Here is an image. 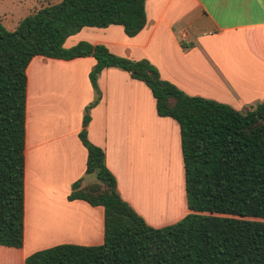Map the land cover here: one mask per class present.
Instances as JSON below:
<instances>
[{
    "label": "crops",
    "instance_id": "crops-1",
    "mask_svg": "<svg viewBox=\"0 0 264 264\" xmlns=\"http://www.w3.org/2000/svg\"><path fill=\"white\" fill-rule=\"evenodd\" d=\"M34 1L29 14L60 0ZM145 15L134 36L118 24L84 26L63 46L85 41L146 59L185 94L236 110L264 102V0H146ZM94 64L93 56L36 55L26 67L23 245L0 244V264H25L28 255L57 244L103 242V207L67 198L85 175L79 132L95 96ZM97 85L101 96L89 110L87 139L103 149L119 194L153 227L178 221L189 212L178 123L157 114L147 85L126 70L104 68Z\"/></svg>",
    "mask_w": 264,
    "mask_h": 264
},
{
    "label": "trees",
    "instance_id": "trees-1",
    "mask_svg": "<svg viewBox=\"0 0 264 264\" xmlns=\"http://www.w3.org/2000/svg\"><path fill=\"white\" fill-rule=\"evenodd\" d=\"M145 1L60 0L34 10L12 31L0 22L1 245H23L27 65L36 55L95 59L89 72L95 96L79 132L87 149L85 175L72 183L67 198L103 207V242L57 244L28 255L25 264H264V102L236 110L185 94L146 59L85 41L63 46L84 26L118 24L136 35L146 23ZM107 67L143 81L157 114L179 125L189 212L174 223L149 225L119 194L103 149L87 139L89 110L101 96L97 77ZM87 176L94 180L83 184Z\"/></svg>",
    "mask_w": 264,
    "mask_h": 264
},
{
    "label": "rangeland",
    "instance_id": "rangeland-1",
    "mask_svg": "<svg viewBox=\"0 0 264 264\" xmlns=\"http://www.w3.org/2000/svg\"><path fill=\"white\" fill-rule=\"evenodd\" d=\"M5 7L0 9V22L5 27H16L21 19L29 14V10L36 5L34 0H4ZM43 1V0H42ZM24 10V11H23ZM17 11V12H16ZM94 180L93 176H87L83 180V184Z\"/></svg>",
    "mask_w": 264,
    "mask_h": 264
}]
</instances>
